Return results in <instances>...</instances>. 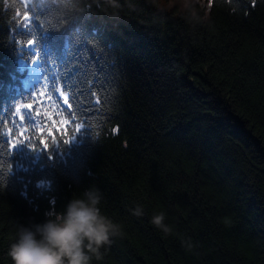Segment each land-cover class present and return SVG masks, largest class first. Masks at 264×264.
Masks as SVG:
<instances>
[{"label": "trees", "instance_id": "trees-1", "mask_svg": "<svg viewBox=\"0 0 264 264\" xmlns=\"http://www.w3.org/2000/svg\"><path fill=\"white\" fill-rule=\"evenodd\" d=\"M159 2L0 0V264L91 188L123 233L100 264H264V0ZM52 80L72 138L32 150L15 108Z\"/></svg>", "mask_w": 264, "mask_h": 264}, {"label": "clouds", "instance_id": "clouds-1", "mask_svg": "<svg viewBox=\"0 0 264 264\" xmlns=\"http://www.w3.org/2000/svg\"><path fill=\"white\" fill-rule=\"evenodd\" d=\"M180 5L191 20L200 22L197 6L205 7L204 0H180ZM103 199L99 189L91 188L43 223L17 224L14 242L7 249L11 264H100L115 238L123 234L122 225L102 213ZM133 214L141 216L142 209L137 207ZM163 221V215L152 218L155 227L168 233Z\"/></svg>", "mask_w": 264, "mask_h": 264}, {"label": "snow or ice", "instance_id": "snow-or-ice-1", "mask_svg": "<svg viewBox=\"0 0 264 264\" xmlns=\"http://www.w3.org/2000/svg\"><path fill=\"white\" fill-rule=\"evenodd\" d=\"M24 20L28 21V14H24ZM23 29V28H22ZM35 43L33 40H29V48ZM33 56L43 58V54L40 49L33 51ZM56 93H60L61 96H64V104L67 105L64 108L59 104V97L56 96ZM56 96L57 104L51 107L45 108L42 104V99L46 98L48 101L53 100V97ZM75 100V97H73ZM73 105L69 103L68 97L60 91V88L56 86V81L52 80L48 84H42L40 88H37L31 96L30 102L23 103L19 107L15 108V113L20 114L21 108L26 109L27 111L19 115V122L22 126V131L20 132V144H27L31 146L32 150H35L34 145L26 143L24 133L29 130V128L34 127L38 133L39 143L43 146V150L48 151L53 146H58L61 141L64 144H68L71 140V135L68 133L67 128L71 122L68 116H71V109ZM56 108H60V111H57ZM63 113H68V116H64ZM37 118H40L39 123H34ZM74 119V117H72ZM31 120L32 123H28ZM25 121L27 123L25 124ZM53 129L56 132L60 133L59 139L53 132ZM75 131L79 133L81 131V126H77ZM51 140V144L49 143ZM31 138H27V142H30ZM10 150L15 149L18 145L13 143L11 140L8 141Z\"/></svg>", "mask_w": 264, "mask_h": 264}, {"label": "rangeland", "instance_id": "rangeland-1", "mask_svg": "<svg viewBox=\"0 0 264 264\" xmlns=\"http://www.w3.org/2000/svg\"><path fill=\"white\" fill-rule=\"evenodd\" d=\"M175 6L181 7L180 0H160L158 4V8L165 11H171L172 9H174ZM179 9H182V7ZM64 94L67 96L68 92L65 91Z\"/></svg>", "mask_w": 264, "mask_h": 264}, {"label": "bare ground", "instance_id": "bare-ground-1", "mask_svg": "<svg viewBox=\"0 0 264 264\" xmlns=\"http://www.w3.org/2000/svg\"><path fill=\"white\" fill-rule=\"evenodd\" d=\"M33 57H36V56H33ZM34 91H35V90H32V89H30V88H27V89H26V93L31 94V96H32V93H33Z\"/></svg>", "mask_w": 264, "mask_h": 264}]
</instances>
